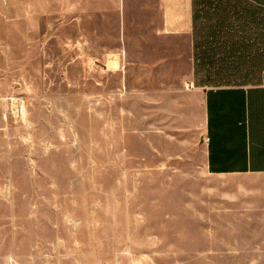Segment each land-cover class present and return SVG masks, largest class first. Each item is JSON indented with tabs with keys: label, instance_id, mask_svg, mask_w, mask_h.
I'll return each instance as SVG.
<instances>
[{
	"label": "rangeland",
	"instance_id": "1",
	"mask_svg": "<svg viewBox=\"0 0 264 264\" xmlns=\"http://www.w3.org/2000/svg\"><path fill=\"white\" fill-rule=\"evenodd\" d=\"M121 2L0 0V264H264L194 242L185 112H153L123 52L98 55Z\"/></svg>",
	"mask_w": 264,
	"mask_h": 264
},
{
	"label": "crops",
	"instance_id": "2",
	"mask_svg": "<svg viewBox=\"0 0 264 264\" xmlns=\"http://www.w3.org/2000/svg\"><path fill=\"white\" fill-rule=\"evenodd\" d=\"M127 1L98 55L123 52L125 85L153 112H185L194 242L217 253L264 250V0ZM222 69L258 77L207 82Z\"/></svg>",
	"mask_w": 264,
	"mask_h": 264
},
{
	"label": "trees",
	"instance_id": "3",
	"mask_svg": "<svg viewBox=\"0 0 264 264\" xmlns=\"http://www.w3.org/2000/svg\"><path fill=\"white\" fill-rule=\"evenodd\" d=\"M258 75L251 74V75H229L225 73V70H219L216 75L210 76L206 78L208 83L219 85H235L239 83L248 84L254 81Z\"/></svg>",
	"mask_w": 264,
	"mask_h": 264
},
{
	"label": "bare ground",
	"instance_id": "4",
	"mask_svg": "<svg viewBox=\"0 0 264 264\" xmlns=\"http://www.w3.org/2000/svg\"><path fill=\"white\" fill-rule=\"evenodd\" d=\"M13 100H16V99H13ZM20 105L21 106L18 108V112H19L20 116H23L25 114V106L23 104H20Z\"/></svg>",
	"mask_w": 264,
	"mask_h": 264
}]
</instances>
